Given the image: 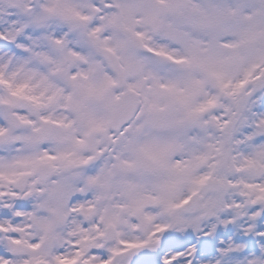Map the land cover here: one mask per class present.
I'll use <instances>...</instances> for the list:
<instances>
[{
  "label": "snow or ice",
  "instance_id": "6c2138e0",
  "mask_svg": "<svg viewBox=\"0 0 264 264\" xmlns=\"http://www.w3.org/2000/svg\"><path fill=\"white\" fill-rule=\"evenodd\" d=\"M0 264H264V0H0Z\"/></svg>",
  "mask_w": 264,
  "mask_h": 264
}]
</instances>
